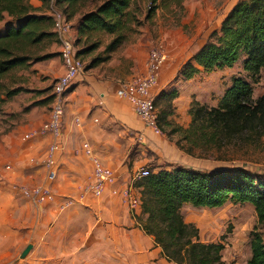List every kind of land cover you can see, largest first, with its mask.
<instances>
[{"label": "crops", "instance_id": "0c3cea01", "mask_svg": "<svg viewBox=\"0 0 264 264\" xmlns=\"http://www.w3.org/2000/svg\"><path fill=\"white\" fill-rule=\"evenodd\" d=\"M147 49L114 53L102 72L89 71L73 81L55 140V179L47 178L44 164L53 140L40 130L44 117L28 114L24 124L0 138V264H176L162 256L153 236L142 229L141 209L132 213L112 186L100 196L86 191L93 163L83 148L85 142L103 165L115 171L119 189L131 185L133 174L124 162L126 135L128 145L133 141L156 151L158 162L179 163L182 154L184 160L188 157L146 127L131 104L115 95L114 79L145 72ZM179 67L172 72L162 69L152 93L176 88L181 96L182 86L197 74L172 83ZM62 73L63 67L58 75ZM190 121L188 117L186 125ZM150 161L141 156L133 163L145 167ZM158 162L155 170L163 168ZM34 185L49 187L54 198L37 203L21 195V187Z\"/></svg>", "mask_w": 264, "mask_h": 264}, {"label": "trees", "instance_id": "16d2710c", "mask_svg": "<svg viewBox=\"0 0 264 264\" xmlns=\"http://www.w3.org/2000/svg\"><path fill=\"white\" fill-rule=\"evenodd\" d=\"M40 1L61 10L66 22L78 15L73 45L77 48V56L89 57L87 68L108 61L126 40V14L132 0H102L86 12L81 9L87 0ZM4 15L19 23L9 25L0 35V77L28 65L29 51L44 39L60 42L52 30V16L38 12L29 0H0V20ZM105 36L111 38L104 42ZM241 53L246 56L244 69L255 77L264 67V0L234 3L222 19L219 30L210 32L205 43L179 67L174 80L191 79L202 70L230 67ZM51 55L47 53L37 59ZM21 90L20 87L8 89L6 95L9 98ZM252 93L249 82L234 78L216 106L208 108L194 101L189 107L191 121L187 127H182L167 119L173 114L172 101L178 97V90H161L153 98L154 105L164 103V109L157 115V123L162 120L171 125L172 133H180L175 144L188 154L201 146L203 149L221 148L244 133L261 136L264 134V94L253 99ZM148 169L149 174L134 184L140 188L141 212L145 215L140 225L146 234L153 236L162 256L170 262L224 264L223 244L201 241L199 228L184 220L181 212L184 205L214 208L229 199L249 203L254 207L258 222L264 224V180L249 169L204 171L184 166ZM250 249L247 264H264V240L259 231L252 232Z\"/></svg>", "mask_w": 264, "mask_h": 264}, {"label": "rangeland", "instance_id": "374dc122", "mask_svg": "<svg viewBox=\"0 0 264 264\" xmlns=\"http://www.w3.org/2000/svg\"><path fill=\"white\" fill-rule=\"evenodd\" d=\"M101 1L87 0L86 6L81 11L86 12L93 9ZM237 1L132 0L126 14V19H128L126 40L113 54L115 53L114 56L120 55L128 48H148V55L152 50L163 54L165 58L160 69L156 72L157 81L158 73L162 69L168 68L172 72L178 66H181L186 59L191 57L205 43L211 31L214 29L219 30L225 14ZM29 2L34 7H37L40 13L42 12L49 16H52L54 11L62 13L53 4L46 5L40 0H29ZM150 9L152 10L149 11ZM77 19L78 15H75L73 19L68 21L70 28L69 32L66 33V37L72 43L76 35L75 24ZM18 23V20L4 15L0 20V35L5 33L9 25L16 26ZM52 30H54V25ZM108 38L111 37L105 36L104 42ZM60 48V42L44 39L36 48H31V51H29L30 59L28 60V65L0 77V138L8 135V131L14 127L24 124L28 114L32 117H44L43 122L50 118L54 97L53 86L58 76L61 75H58V72L63 67ZM47 53L52 55L48 58L37 59V57ZM245 57L244 53H241L239 59L232 66L210 71L202 70L192 80L185 82L182 86L183 93L181 96L178 94V97L172 101L173 114L169 115L167 119L173 124L187 127L189 124L186 125V120L188 117L191 118L189 107L194 101L208 108L216 106L226 89L232 85L234 78H241L251 84L253 99L263 95L264 67L260 69L255 77H252L243 67ZM82 60L84 61L82 74L89 71L102 72L104 63L107 62L87 68L89 57L82 58ZM145 72L139 75H143ZM116 73L121 74L122 71ZM133 77L126 80H130ZM120 80L123 79H114V82L116 81L117 83ZM174 82L173 78L172 83ZM17 87L22 88V90L8 98L6 95L8 89ZM68 93L62 96L63 114L60 130H62ZM156 95L153 94L154 97ZM101 106L99 105V107ZM155 107L157 115H159V112L164 109V103L158 102ZM175 109L178 110L175 111ZM75 122L80 125L78 119ZM94 122L97 123V120L94 119ZM157 125L159 131H154L156 134L167 138L174 144L180 139V133H172L171 125H166L162 120ZM127 136L124 141V145H126L124 162L128 166L129 172L131 174L133 172V174L130 181L131 185H127L124 188L130 186L132 189L131 193L138 196L141 203L140 188L134 185L135 181L140 178L134 175L141 166H134L133 161L135 158L146 156L151 161L145 167L151 169L158 162L159 156L156 151L147 145L137 147L138 143L133 141L128 145L130 140ZM153 143L155 145V142ZM182 145L186 144L182 142ZM180 150L188 156L184 160V155L182 154V159L180 158L179 160L180 164L178 162L164 163L165 161L162 160L159 161L160 165L166 168L184 166L204 171L244 167L258 175V178L262 181L264 180V134L257 136L255 133H252V135L244 133L236 136L221 148L213 146L203 149V146H201V148H194L191 154H188L184 149ZM181 212L186 222H191L199 228V239L201 241L223 244L221 255L224 264H247L251 253L250 240L253 231H259L264 240V224L258 222L254 207L249 203H240L229 199L222 206L214 208H197L188 204L181 208ZM141 215L139 221L145 218L142 212Z\"/></svg>", "mask_w": 264, "mask_h": 264}, {"label": "built area", "instance_id": "2783aa9c", "mask_svg": "<svg viewBox=\"0 0 264 264\" xmlns=\"http://www.w3.org/2000/svg\"><path fill=\"white\" fill-rule=\"evenodd\" d=\"M52 14L54 31L57 33L60 40V56L62 58L64 72L58 76L53 86V105L50 118L41 125V132L49 133L53 140L47 147L44 164L47 169V178L53 180L56 173L53 170L54 152L58 148L55 140L60 135L61 117L63 114L62 96L67 93L73 81L82 74L84 69V61L77 56L76 48L72 41L66 37L70 26L64 20V16L59 11H54ZM165 56L155 50L150 51L146 61V72L143 75L134 76L130 80H120L116 83L115 95L128 101L135 114L141 119L144 125L151 130L158 132L157 125V110L153 102V88L156 85V72L160 69ZM28 137V134L25 135ZM86 154L91 158L93 168L90 181L86 184V191L95 196L102 195L109 186L114 193H120L123 200L127 202L130 209L135 213L141 209V203L138 196L131 193L130 186L119 189L116 187L117 176L115 171L103 165L98 158L92 153L88 143L83 144ZM149 174L148 167H141L135 177H143ZM21 195L31 199L37 203L48 202L54 198L53 191L43 185H34L31 187H21Z\"/></svg>", "mask_w": 264, "mask_h": 264}]
</instances>
